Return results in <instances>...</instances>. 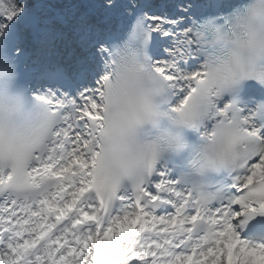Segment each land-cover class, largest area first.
I'll use <instances>...</instances> for the list:
<instances>
[{"label": "snow or ice", "instance_id": "1", "mask_svg": "<svg viewBox=\"0 0 264 264\" xmlns=\"http://www.w3.org/2000/svg\"><path fill=\"white\" fill-rule=\"evenodd\" d=\"M57 5L0 0V264H264V0Z\"/></svg>", "mask_w": 264, "mask_h": 264}, {"label": "bare ground", "instance_id": "2", "mask_svg": "<svg viewBox=\"0 0 264 264\" xmlns=\"http://www.w3.org/2000/svg\"><path fill=\"white\" fill-rule=\"evenodd\" d=\"M66 5H68V6H71L72 5L71 6L72 9H70V11H73L78 4L77 3L66 2Z\"/></svg>", "mask_w": 264, "mask_h": 264}]
</instances>
